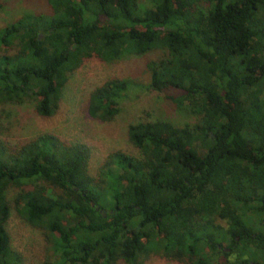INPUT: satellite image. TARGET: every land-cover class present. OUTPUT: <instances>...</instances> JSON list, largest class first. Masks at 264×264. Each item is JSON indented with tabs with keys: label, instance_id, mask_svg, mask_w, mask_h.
Returning <instances> with one entry per match:
<instances>
[{
	"label": "trees",
	"instance_id": "trees-1",
	"mask_svg": "<svg viewBox=\"0 0 264 264\" xmlns=\"http://www.w3.org/2000/svg\"><path fill=\"white\" fill-rule=\"evenodd\" d=\"M45 0L0 31V103L52 116L69 75L90 59L163 50L149 89L198 117L128 126L140 158L121 151L89 171L91 149L42 134L0 140V264H25L6 226L7 197L44 232L43 264H264V0ZM110 78L88 114L110 122L130 88ZM41 184V185H40Z\"/></svg>",
	"mask_w": 264,
	"mask_h": 264
},
{
	"label": "rangeland",
	"instance_id": "rangeland-1",
	"mask_svg": "<svg viewBox=\"0 0 264 264\" xmlns=\"http://www.w3.org/2000/svg\"><path fill=\"white\" fill-rule=\"evenodd\" d=\"M150 7L147 0L140 1ZM45 0H0V31L24 14H49ZM5 53L0 48V54ZM163 50L125 56L113 62L90 59L72 72L62 91L58 108L52 116H39L33 102L0 103V140L10 146L24 144L42 134H53L62 140L84 143L91 149L89 171L95 176L103 159L113 151L137 158L140 152L128 140V126L138 122L167 120L176 126L194 125L198 117L186 106H177L164 93L149 89L148 63L162 58ZM110 78L125 79L131 85L119 103V113L110 122L93 119L88 114L89 96L93 89ZM41 185V184H40ZM17 188L7 197L12 212L7 232L12 247L22 254L25 264H43L57 258L47 243L44 232L27 224L14 208ZM116 264H125L118 261ZM138 264H182L156 254L141 257Z\"/></svg>",
	"mask_w": 264,
	"mask_h": 264
}]
</instances>
